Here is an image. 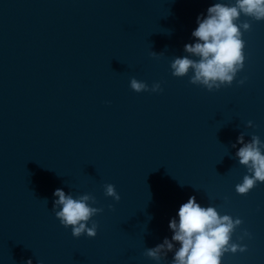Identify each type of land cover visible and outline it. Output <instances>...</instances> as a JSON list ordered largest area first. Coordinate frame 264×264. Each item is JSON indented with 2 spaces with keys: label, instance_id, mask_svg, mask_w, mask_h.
Wrapping results in <instances>:
<instances>
[{
  "label": "water",
  "instance_id": "water-1",
  "mask_svg": "<svg viewBox=\"0 0 264 264\" xmlns=\"http://www.w3.org/2000/svg\"><path fill=\"white\" fill-rule=\"evenodd\" d=\"M216 2L235 0H0V264H157L145 251L190 196L242 220L232 240L247 250L222 264H264V182L236 191L247 168L232 146L264 141V20L241 15L251 27L231 85L170 68ZM56 188L95 198V237L60 223Z\"/></svg>",
  "mask_w": 264,
  "mask_h": 264
},
{
  "label": "clouds",
  "instance_id": "clouds-1",
  "mask_svg": "<svg viewBox=\"0 0 264 264\" xmlns=\"http://www.w3.org/2000/svg\"><path fill=\"white\" fill-rule=\"evenodd\" d=\"M241 15L256 21L264 20V0L210 4L206 13L196 17V27L191 32L194 39L184 44L186 55L176 56L171 61L172 74L183 77L191 73V83L202 85L210 91L231 85L244 68L243 32L251 27L248 20L240 19ZM152 54L157 55L155 52ZM239 83L243 84L244 80ZM130 87L136 92L149 90L145 82L136 78L130 80ZM150 90L159 91L161 86L154 83ZM248 126H252L251 121H248ZM237 144L240 145L238 148ZM232 146L237 148L235 156L239 163L247 168V174L235 188L239 194H247L258 182H264V141L256 135L246 141L241 133ZM104 192L106 196L120 200L113 184H106ZM52 195L55 216L64 227H71L74 237L97 235V224L91 218L103 209L92 206L95 203L92 195L74 197L62 188H56ZM241 223L240 218L221 215L216 207L203 206L195 196H190L180 204L175 216L168 222L171 237L165 236L162 242L147 248L145 255L157 264L166 260L169 252L173 254L170 264H222L225 253L247 250V245L232 240L233 232ZM244 235L249 233L245 232ZM24 264H33V261L28 258Z\"/></svg>",
  "mask_w": 264,
  "mask_h": 264
}]
</instances>
